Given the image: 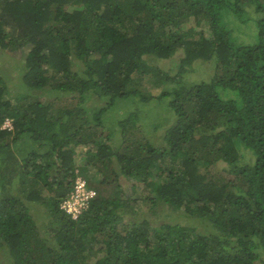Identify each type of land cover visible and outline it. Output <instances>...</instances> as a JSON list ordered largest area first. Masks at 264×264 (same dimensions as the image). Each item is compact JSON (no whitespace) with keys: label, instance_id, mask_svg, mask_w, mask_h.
<instances>
[{"label":"trees","instance_id":"obj_1","mask_svg":"<svg viewBox=\"0 0 264 264\" xmlns=\"http://www.w3.org/2000/svg\"><path fill=\"white\" fill-rule=\"evenodd\" d=\"M0 48L23 65L14 94L0 75V264H264V0H0ZM170 200L179 222L152 218Z\"/></svg>","mask_w":264,"mask_h":264},{"label":"rangeland","instance_id":"obj_2","mask_svg":"<svg viewBox=\"0 0 264 264\" xmlns=\"http://www.w3.org/2000/svg\"><path fill=\"white\" fill-rule=\"evenodd\" d=\"M193 25V21H189V23H187V27H190ZM198 29H200V27H198ZM114 30L112 29H107V35L112 38L114 36ZM27 47H25L26 49ZM182 51H180L181 53ZM178 53V54H180ZM72 57H75L74 55ZM77 61L81 64V66H83V62L81 60H78ZM17 63V64H16ZM160 67L166 69L169 65H170V62H168V60H165V61H161L159 63ZM210 64L208 63H202L201 66L198 68L197 71H194V72H190V73H187L186 74V78L188 80L187 82V85L188 84H191V83H197V82H200V78L203 77V78H209L210 76ZM23 72V65L22 63L20 64L19 63V59L12 55L11 52H7L3 49L0 48V75L3 76V78L5 80H7L8 83H11L10 85L12 86L11 87V92L14 94L15 92L21 90V86H23V84L21 83V80L19 79L21 74ZM143 89L144 90H148L150 93L152 94H157L159 93V88L155 87L152 82H144L143 85H142ZM17 90V91H15ZM96 100H97V97H95ZM95 99H89L86 103V106L89 111V113H93L94 111H97L99 110V108L105 104L104 103V100H101L100 102L99 101H96ZM131 107L132 108H137V103L134 102L133 99L129 98L127 100H122L121 103H117L115 106H113L111 108V110L109 111L108 113V119H107V122H105L106 126L109 127V128H113L115 129V124L118 122V118H120L121 115H124L125 111L126 110H131ZM149 109L151 111H158L159 113V116L162 118L164 112H163V107L162 106H159V104H157V102L155 100H152L151 103L149 104ZM128 112V111H127ZM171 119H173L171 116L169 117ZM148 118H144V120L142 122H146ZM115 120V121H114ZM166 125L158 132V134H156L154 137H153V140L158 141L159 142V138L162 137V133H163V130L168 127V125L170 123H165ZM23 138H26L27 141L31 142V138L29 136H25ZM89 150L88 147H83V146H80L78 148H76L75 150V154H76V158H77V164L81 166V164H84V160H85V153ZM14 151L15 152H19L20 151V148H19V145L16 144L14 146ZM3 155H6L5 153ZM245 165V161L243 162ZM249 164H251V162H249ZM94 169L91 170V172L93 173ZM244 171L246 172V174L249 176V177H252V169H248L246 167H244ZM91 172L89 173L91 175ZM97 175V174H95ZM150 205V204H149ZM179 205V206H178ZM184 205L183 202H178V201H173V200H170L168 201L167 204H165L164 206H161V211L159 215H157L155 217V215L152 216V218H157L159 216V218L163 219V218H166V220L169 219V222H172L173 224L175 223H178L179 220L178 218L176 217L178 215V213L180 212L181 210V207ZM35 206H33L32 208H30L31 210V215L32 217L35 219L36 223L38 226H41L43 224H45L48 220V214H47V209L44 207V206H37V208H35ZM150 207V206H149ZM184 223V222H182ZM200 229L202 228L201 226L199 227ZM154 232H152L153 234ZM155 235V234H154ZM262 254V253H260ZM2 255V253L0 252V256ZM4 262H7L6 260Z\"/></svg>","mask_w":264,"mask_h":264},{"label":"built area","instance_id":"obj_3","mask_svg":"<svg viewBox=\"0 0 264 264\" xmlns=\"http://www.w3.org/2000/svg\"><path fill=\"white\" fill-rule=\"evenodd\" d=\"M4 127H13L9 119L6 120ZM96 194V190L88 186L87 180L81 175H78L70 195L63 201L61 208L76 219L88 207L90 200Z\"/></svg>","mask_w":264,"mask_h":264}]
</instances>
